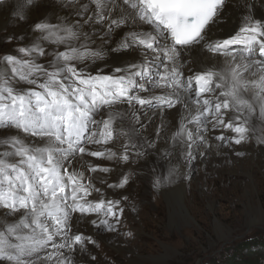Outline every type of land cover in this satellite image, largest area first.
<instances>
[{
  "label": "snow or ice",
  "instance_id": "6c2138e0",
  "mask_svg": "<svg viewBox=\"0 0 264 264\" xmlns=\"http://www.w3.org/2000/svg\"><path fill=\"white\" fill-rule=\"evenodd\" d=\"M0 15L15 25L0 37L15 45L0 53V264L85 260L136 212L141 161L158 190L210 153L245 155L264 124L254 0H0Z\"/></svg>",
  "mask_w": 264,
  "mask_h": 264
},
{
  "label": "rangeland",
  "instance_id": "374dc122",
  "mask_svg": "<svg viewBox=\"0 0 264 264\" xmlns=\"http://www.w3.org/2000/svg\"><path fill=\"white\" fill-rule=\"evenodd\" d=\"M12 47L15 45L2 44L0 53ZM252 137L254 141L256 135ZM261 164L259 170H251L255 190L250 187V178L243 176L241 169H237V174H225L212 179L214 181L206 185L207 195L193 191L187 204L194 219L176 216L175 222L171 224L163 199L156 209H152L148 203L140 212L143 218L139 222L130 223L124 216L121 229L125 230H121L120 235L123 236L122 233L126 231L133 232V238H123L130 242L134 253L123 255L108 249L99 238L93 237L97 246H89L92 251H89V259L94 256V264H222L226 260L235 258L237 261L243 257L245 249L239 250L238 245L253 239L261 247L257 255V261L261 264L264 261V219L257 210L260 208L264 213V165ZM202 169L196 164L197 174ZM137 185V182L132 181L125 193ZM130 196L134 197L131 193ZM209 203L213 204L212 211L208 208ZM138 204L140 206L137 203V207Z\"/></svg>",
  "mask_w": 264,
  "mask_h": 264
},
{
  "label": "bare ground",
  "instance_id": "6f19581e",
  "mask_svg": "<svg viewBox=\"0 0 264 264\" xmlns=\"http://www.w3.org/2000/svg\"><path fill=\"white\" fill-rule=\"evenodd\" d=\"M254 2L257 5V12H264V4H261V0H254ZM4 27L7 28L9 34H12L15 31V25L12 23V18L5 15H0V37H3L4 35ZM2 44L3 43H0V45ZM8 134L10 133H5L4 130H0V139L6 138V135ZM216 134L218 135L219 133L217 132ZM254 135H256V138L261 137V135L263 136L261 138H264V124H261L259 122L254 124L252 136ZM255 140L251 141L250 144L244 145L242 147L236 146V151H242L245 153V155L243 156L237 157L232 152L221 155H216L214 152L210 153L203 159L202 162L197 163V165L201 166L204 169L198 172V174L194 172L190 180L180 179L177 180L176 183L166 185L158 190L152 187L151 167L153 166V162L150 160L145 164L141 161V167L136 169V171L138 172V176L136 179H134V182H137L138 185L128 193L124 192L125 195L129 196V199L132 200L131 204L136 208L135 213H131L126 209L125 217L129 219L128 222H139V220L143 218V216L140 214L143 208L149 203L152 209H156L159 206V201L161 199H163L164 203L166 204L169 222L171 224L175 222L176 216H179L181 218H193L189 209L190 207H188L187 204L190 196H193V191L197 190L200 193H203V195L205 196L208 194L206 192V190L208 189H206L207 184L209 186L210 182L223 177V175L225 174H237V169H241V173L243 174V176L250 178V187L251 189L255 190L256 184L252 180L253 177L251 175V170H259L260 166L262 165L261 163H263L264 165V146L257 145ZM3 150L4 146L0 145V151ZM221 151L223 152L224 150L222 149ZM125 171H127V169H125ZM109 182H112V178H109ZM138 187H140L139 191L137 190ZM130 193L133 194L134 197H131ZM247 193L248 189L246 190V194ZM133 199H136V201H134ZM137 203H140V206L138 204L137 207ZM208 208L210 211H212L213 204L209 203ZM257 210L259 215L264 219V213L262 212V210L260 208H258ZM215 223H217L221 227L219 221H216ZM121 230L124 231L125 229H120V231ZM94 237L99 238L102 241V245L107 247L108 249H112L123 255H127V253H134L132 247L129 246L130 242L124 239L121 235L102 234L100 236ZM94 251L95 250H93V253L95 254ZM91 253H85V256L87 258L82 261H77L76 264L89 263V255H91ZM96 254L97 256H99V253L96 252Z\"/></svg>",
  "mask_w": 264,
  "mask_h": 264
},
{
  "label": "trees",
  "instance_id": "16d2710c",
  "mask_svg": "<svg viewBox=\"0 0 264 264\" xmlns=\"http://www.w3.org/2000/svg\"><path fill=\"white\" fill-rule=\"evenodd\" d=\"M240 246V247H239ZM238 248L245 249V254L243 257L239 258L237 261H235V258H232L230 260L224 261L222 264H259L257 261V255L258 251H260V246L257 241L249 240L241 242L238 245ZM232 257V256H231Z\"/></svg>",
  "mask_w": 264,
  "mask_h": 264
},
{
  "label": "built area",
  "instance_id": "2783aa9c",
  "mask_svg": "<svg viewBox=\"0 0 264 264\" xmlns=\"http://www.w3.org/2000/svg\"><path fill=\"white\" fill-rule=\"evenodd\" d=\"M260 261H261V260H260ZM261 264H264V261H263V260L261 261Z\"/></svg>",
  "mask_w": 264,
  "mask_h": 264
}]
</instances>
